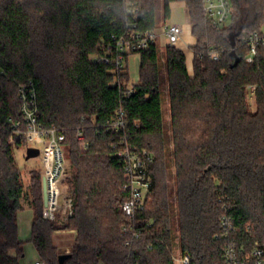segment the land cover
Segmentation results:
<instances>
[{"label": "trees", "instance_id": "16d2710c", "mask_svg": "<svg viewBox=\"0 0 264 264\" xmlns=\"http://www.w3.org/2000/svg\"><path fill=\"white\" fill-rule=\"evenodd\" d=\"M176 1L186 7L195 40L191 71L185 53L166 46L162 79L157 43H150L132 53L140 63L129 87L125 67L99 59L113 58L115 41L128 33L157 28L156 0H136L135 17L125 0H0V264L23 256L16 214L24 205L34 211L29 241L44 264L66 254L54 243L62 231L72 233L63 264H174V248L188 264H225L227 246L244 254L264 248V47L246 63L243 42L264 25V0H230L229 24L220 30L205 19L201 0H161L163 21ZM210 50L221 51L217 61ZM29 83L39 123L65 135L72 201L65 220L60 213L42 219V174L33 171L23 186L8 147L7 121L20 119L18 87ZM23 142L15 138L16 149ZM140 148L151 158L150 187L130 221L121 210L129 191L117 154Z\"/></svg>", "mask_w": 264, "mask_h": 264}, {"label": "built area", "instance_id": "2783aa9c", "mask_svg": "<svg viewBox=\"0 0 264 264\" xmlns=\"http://www.w3.org/2000/svg\"><path fill=\"white\" fill-rule=\"evenodd\" d=\"M127 13L133 17L137 14L136 0H125ZM202 12L205 19L214 30L222 29L230 20L232 7L230 0H201ZM182 29L180 26L163 21L153 31H132L126 37L115 41L112 50L113 58L101 57L99 61L113 62L118 70H122L127 57L139 50L146 49L150 43H157L159 38L164 40L163 44L176 47L181 43ZM247 46L246 63H252L260 46L264 47V33L253 32L243 39ZM221 55L219 50H210L208 57L211 61H217ZM201 58V56H199ZM18 99L20 101V119L17 122L7 121L12 127V134L8 140V147L15 149V138H23V146L27 149L42 147V178L45 181L46 205L42 207L41 217L46 221H55L58 213L65 218L72 213V201L63 197L62 185L71 171L68 148L65 144V135L54 128H43L39 123V110L37 105L36 90L32 83L18 87ZM117 128L122 125L121 119L113 123ZM84 149V136L81 132L77 135ZM26 149V150H27ZM39 150V149H38ZM40 154V150H39ZM125 162V173L123 175L124 188L129 191V196L121 205L124 215L132 221L136 212L142 209L143 201L149 191L150 177L148 164L151 161L146 149H126L117 154ZM43 203V200H42ZM230 225L228 220H223L221 229L223 237L227 236ZM129 229L123 228V233ZM137 238L136 234H133ZM225 264H264V248L256 245L254 249L244 254L237 251L233 245L227 246L223 256ZM174 264H188L187 255L173 257ZM33 264H44L42 260Z\"/></svg>", "mask_w": 264, "mask_h": 264}, {"label": "rangeland", "instance_id": "374dc122", "mask_svg": "<svg viewBox=\"0 0 264 264\" xmlns=\"http://www.w3.org/2000/svg\"><path fill=\"white\" fill-rule=\"evenodd\" d=\"M156 23L157 27L163 22V15L161 12V0H156ZM164 21H169L170 23L176 24L182 29L181 43L182 40L185 42L194 40V37L190 33V25L188 23V17L186 12V7L183 2L176 1L171 3L170 5V15L168 19ZM229 21L225 24L228 25ZM261 31L264 33V25L261 27ZM164 40L159 38L157 41L158 47V59L157 65L159 68L160 77L165 79L166 76V46L163 44ZM179 43L177 46L181 49L186 55V64L187 68L190 67V51L186 46ZM140 56L137 54H130L124 62V66L128 73V86L131 87L133 84L138 81V70H139ZM161 89V110H162V118L164 123V130L167 135H170L169 132V102L167 95V87L163 82L160 86ZM250 103L253 104L252 96L250 98ZM169 146V145H168ZM35 148L40 150V154L36 158H32L29 160L25 159L27 146H21L20 148H15L12 150V155L14 159V163L18 168L19 175L23 186H28L31 180V176L34 174L33 171H39L41 174L43 173L42 166V147L40 145H36ZM170 164V163H169ZM171 166V165H170ZM171 167L169 168V179L171 178ZM71 173V171H70ZM70 176V174H69ZM69 176L65 179L62 185V193L63 197H67V187L65 182L68 180ZM171 184V180H170ZM61 214V213H60ZM34 217V211L28 205H24L23 209L18 211L16 214L17 220V236L19 241L23 242V256L19 259L18 264H33L35 261H40V257L37 254V251L33 244L29 241L30 239V228L31 222ZM61 217L65 220V217L61 215ZM71 234L67 232H58L54 235L55 240L54 243L59 247V251L62 253H68L69 247L71 243ZM173 257H178L179 252L177 248L173 250Z\"/></svg>", "mask_w": 264, "mask_h": 264}, {"label": "water", "instance_id": "95a60500", "mask_svg": "<svg viewBox=\"0 0 264 264\" xmlns=\"http://www.w3.org/2000/svg\"><path fill=\"white\" fill-rule=\"evenodd\" d=\"M38 156H39V150L38 149L29 148L26 150V155H25L26 160L36 158ZM42 200H43V205L45 206L46 205V189H45V181L43 178H42ZM68 257H69V254H67V253L60 255L58 257L59 264H63L64 261L66 259H68Z\"/></svg>", "mask_w": 264, "mask_h": 264}, {"label": "crops", "instance_id": "0c3cea01", "mask_svg": "<svg viewBox=\"0 0 264 264\" xmlns=\"http://www.w3.org/2000/svg\"><path fill=\"white\" fill-rule=\"evenodd\" d=\"M188 23H189V21H188ZM190 33H191V28H190ZM181 44H183V46H186L189 49V51H190V47L195 44V40H193L192 42H190V41H188V42L186 41L185 42L184 40H182ZM192 60H193V54L190 52V61H189L190 62V67H189V71H191Z\"/></svg>", "mask_w": 264, "mask_h": 264}]
</instances>
